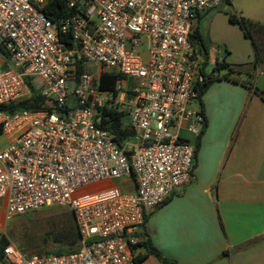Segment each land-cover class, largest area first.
Listing matches in <instances>:
<instances>
[{
	"label": "built area",
	"instance_id": "obj_1",
	"mask_svg": "<svg viewBox=\"0 0 264 264\" xmlns=\"http://www.w3.org/2000/svg\"><path fill=\"white\" fill-rule=\"evenodd\" d=\"M51 1L0 0V106L30 99L32 87L46 105L0 110V206L6 221L67 207L80 244L28 256L9 243L3 255L12 264H137L146 216L193 181L194 140L207 123L198 87L219 50L207 60L191 36L225 0H63L58 22L44 11ZM89 63L100 65L96 75ZM103 74L117 76L112 89L101 87ZM105 108L124 114L135 142L118 145L99 126Z\"/></svg>",
	"mask_w": 264,
	"mask_h": 264
},
{
	"label": "crops",
	"instance_id": "obj_2",
	"mask_svg": "<svg viewBox=\"0 0 264 264\" xmlns=\"http://www.w3.org/2000/svg\"><path fill=\"white\" fill-rule=\"evenodd\" d=\"M203 104L207 125L193 181L149 213L143 229L177 264H264V100L240 82L218 80ZM0 207V241L6 237L15 245L7 234L5 207ZM135 252L143 255L145 249ZM6 263L12 264L0 259ZM139 264L161 263L148 256Z\"/></svg>",
	"mask_w": 264,
	"mask_h": 264
},
{
	"label": "rangeland",
	"instance_id": "obj_3",
	"mask_svg": "<svg viewBox=\"0 0 264 264\" xmlns=\"http://www.w3.org/2000/svg\"><path fill=\"white\" fill-rule=\"evenodd\" d=\"M230 14L248 17L255 21L264 20V0H225L216 9L205 13L199 23L197 22L209 47L220 50L214 56L216 59L222 61L226 57L227 54L224 51L226 47L231 53V56L227 58L228 63L253 64L256 61V55L252 42L245 37L239 25L229 21ZM2 60L3 56L0 55V63ZM86 69L89 73L96 75L100 65L89 63ZM212 69V65L207 66L206 71L211 73ZM244 69L246 72L242 75L232 74L231 77L242 84L252 85L254 93L264 95V64L260 66L254 64ZM226 75V70L216 73L221 80H226L223 79ZM135 141V138L131 139V142ZM5 143V138L0 137V150L4 148ZM116 183L124 192H128L131 187V182L117 181ZM74 226L75 218L69 208L52 206L7 221V234L11 242L28 256H50L56 255L55 253L65 254L72 248L70 244ZM77 246L79 247V245L74 247Z\"/></svg>",
	"mask_w": 264,
	"mask_h": 264
},
{
	"label": "trees",
	"instance_id": "obj_4",
	"mask_svg": "<svg viewBox=\"0 0 264 264\" xmlns=\"http://www.w3.org/2000/svg\"><path fill=\"white\" fill-rule=\"evenodd\" d=\"M44 11L46 15L53 21V22H58L61 19V16L63 14H67V9L65 6V3L63 0H52L49 2V4L44 8ZM208 13V12H207ZM202 18V16L199 18V20ZM229 21L233 24L239 25V27L242 29L244 35L246 38L250 39L252 42V45L255 50V55H256V61L255 63H245V64H238V65H232L229 64L226 59L224 58L222 61L217 60L216 63L213 65V69L211 73H208L206 71V68L208 66V62H205L203 64V71L206 74L207 79L203 84H201L198 87L199 90V101L202 110H204V104H203V96L209 89V87L218 80H221L219 77L216 76L217 72H220L222 70L227 71V75L225 76L226 80H232L235 82H238L235 80V78H232L231 75H242L245 73L246 67L256 65L260 66L264 64V24L252 20L248 17L244 16H237L230 14L229 15ZM191 40L194 43L195 46L198 47L199 51L206 57V59H209V50L210 47L205 41L202 33L200 32L199 29V24L195 30V32L191 36ZM226 54H229L228 50L225 48L224 49ZM7 67V66H6ZM83 71V69H79V72ZM248 73V71H247ZM117 79V76L113 74H103L101 76V87L103 89H112L115 85V81ZM243 85L249 87L251 90H253L252 85L248 83H243ZM33 89V96L25 101H20V102H15L10 105H2L0 106V110L9 112V113H15V112H20V111H41L45 109V99L32 87ZM256 92V91H255ZM262 99L264 100V95H260ZM125 116L123 113L117 111L116 109H107L105 108L102 113V117L99 123V126L108 131L114 138V140L117 142L118 145H123L127 141L131 140L135 133L134 131L125 124ZM207 125V123H206ZM206 129V126H205ZM204 129V131H205ZM204 131L202 132V135L194 140V143L196 145V150L198 152L201 144V138L204 134ZM2 136L1 130H0V137ZM196 160H197V153H196V158H195V166H196ZM73 214V213H72ZM74 216V215H73ZM146 216V221H147ZM146 224V223H145ZM145 227V226H144ZM73 239L71 242V249L67 251V253L75 252L79 249V247H74L75 245L80 244V238L77 230V226L75 223V226L73 228ZM263 239L260 241H253L249 242L243 246L238 247V250H243L247 247H250L254 244H257L261 242ZM70 241V240H69ZM9 244V240L6 237H3L0 241V259L4 260V255H3V249L6 245ZM138 247H143L145 249V253L143 255H138L136 258V263L139 264L142 262L144 259H146L148 256H154L156 257L161 264H177V262L167 256H165L158 248H156L149 235L147 234L146 230L143 229L142 234H141V242L139 243ZM56 255H61L62 253H55ZM7 264V263H6Z\"/></svg>",
	"mask_w": 264,
	"mask_h": 264
}]
</instances>
